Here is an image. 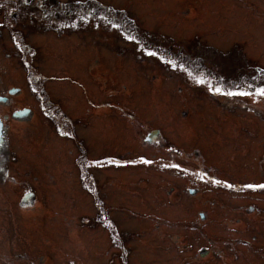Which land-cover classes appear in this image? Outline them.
Instances as JSON below:
<instances>
[{"label": "rangeland", "instance_id": "374dc122", "mask_svg": "<svg viewBox=\"0 0 264 264\" xmlns=\"http://www.w3.org/2000/svg\"><path fill=\"white\" fill-rule=\"evenodd\" d=\"M62 3L60 28L13 16L30 65L7 53L11 28L0 38V74L35 113L0 159V264H264V189L246 187L264 183V85L245 90L264 70V0ZM63 112L77 137L57 133ZM199 167L233 187L189 180Z\"/></svg>", "mask_w": 264, "mask_h": 264}, {"label": "flooded vegetation", "instance_id": "af4514ba", "mask_svg": "<svg viewBox=\"0 0 264 264\" xmlns=\"http://www.w3.org/2000/svg\"><path fill=\"white\" fill-rule=\"evenodd\" d=\"M62 2L63 0L55 1V2L51 0H0V38H5L6 37L5 32L7 31V29H9L10 31V28H11L12 33L10 31V37H11L12 44H14L12 50L7 53L10 55H13V51L15 47L17 50V53L21 55V59H22L21 63L23 65H30V60L26 59V52H25V50L29 51L30 43L21 38L19 34L20 33L19 25L17 22H15L13 16L16 15L18 17H21L22 19L25 20L23 22H26L27 20L29 21L28 16H31V19L35 18L45 23H46V19L49 18V20H51L54 26L56 25V27L60 28L61 27V20H60L61 15L59 14V11L62 10V5L65 4ZM67 3H68V8H66V11H70V13L68 14L69 23L75 26L78 24H83L84 22H81L78 19H74V16H75V13H77V10L84 7V5L82 4L83 2L81 3L67 2ZM51 4L53 5L52 7H50ZM84 4L86 5V10H87L88 2ZM91 4L94 5L93 3ZM31 8H36L37 11H39V13L31 14L29 12ZM6 11H8V13H6ZM79 15L83 21L89 20L88 14H85L84 12H79ZM84 16L86 17L85 19H83ZM64 19L67 20L68 16H66V18ZM135 25L136 24H133V26ZM21 33L24 34L22 29H21ZM10 57L12 58L13 56H10ZM0 67L8 68L10 78L14 75L13 62L11 60H3L1 57V53H0ZM31 73H33V71H31ZM40 74L41 72L34 73L31 75V78L35 77V79H37V77H40ZM6 77H8V75ZM261 79H264V70L259 69L257 71V76L252 77L250 79V83L251 85H253L252 88L254 87L255 83L257 84L258 80H261ZM12 80L9 79L8 81V79H6L5 77L2 76V74H0V159H4L11 149V136L9 134L11 132V129L9 127L10 123L14 121L29 122L35 116L34 108L28 103L27 104L21 103V101L19 100V96H22L24 93L23 86L20 84L11 83ZM254 80H256V82ZM201 81H203V79H201ZM246 86H247L246 89H248L249 86L248 85ZM215 90L216 88L214 87L210 89V91H213L212 94L215 93ZM243 90H244V87H243ZM223 92H224V89H223ZM40 102L42 104V100H40ZM27 107H30L31 110H27ZM25 113H28V114H25ZM72 120L73 118L71 115L67 116V114L65 113H64V116L60 115L57 119L58 121L57 133L62 136L77 137L74 132V128L70 125L72 123ZM65 125L71 127L72 130L69 131L70 134L65 133L64 131ZM61 127H63V129H61ZM109 158L110 157L108 156L107 158L105 157L104 159L110 160V159H113L114 157H111L110 159ZM116 159L121 160L119 159V157H117ZM77 161H78V164L83 166L82 170L87 171L86 169H88V166H90V163L88 164L86 158L80 157ZM160 165L162 166L160 169L163 171L173 172L174 170H176V171H180L179 174L181 175V178L188 177L185 174L188 168L182 162L180 164L181 167H172V165H179V164H177L176 162L170 159L168 160V162L160 164ZM146 166L153 167V163L146 164ZM196 171L201 176H204V177L206 176L207 170L204 167H199L196 169ZM200 175L198 176L196 175V177H194L193 179H189V180L201 182ZM8 177H11V175L8 176V174L7 175L3 174V172H1V169H0V178L5 181V178H8ZM12 180H14V178H12ZM27 194L28 196H34L35 193L31 191H24L23 196ZM194 195H191V196H194ZM201 216L204 219L206 217L204 213H201L200 217ZM120 243L124 244L123 240H121Z\"/></svg>", "mask_w": 264, "mask_h": 264}, {"label": "snow or ice", "instance_id": "6c2138e0", "mask_svg": "<svg viewBox=\"0 0 264 264\" xmlns=\"http://www.w3.org/2000/svg\"><path fill=\"white\" fill-rule=\"evenodd\" d=\"M149 55H155V53H149ZM244 95H247L248 93H243ZM260 95L261 96H264V89H261L260 91ZM143 163H151V161H148V160H145L143 161ZM172 167H179L178 165H172ZM202 180L204 179V176H201L200 177ZM208 182H211V183H215V184H223L225 187L227 188H232L233 185L232 184H228V183H225L223 181H220V180H212L211 178H209V181ZM247 188H251V189H255V188H260V189H264V184H259V185H246Z\"/></svg>", "mask_w": 264, "mask_h": 264}, {"label": "trees", "instance_id": "16d2710c", "mask_svg": "<svg viewBox=\"0 0 264 264\" xmlns=\"http://www.w3.org/2000/svg\"><path fill=\"white\" fill-rule=\"evenodd\" d=\"M127 160H129V159H127ZM99 162L101 163V164H105V161L103 160V161H100L99 160ZM123 163H125V164H127V162L126 161H124L123 160ZM134 163V162H133ZM133 163H131V164H133ZM198 175H200L199 173H197V176ZM193 177H196V175L195 176H193ZM200 177H201V175H200ZM207 177H209V178H211V176H207ZM219 180V179H218ZM221 181V180H220ZM223 182H225V183H228V184H231V183H233V182H226V181H224V180H222ZM237 184V187H236V189L235 190H237V189H243L244 187H245V185H241V184H238V183H236ZM260 184H264V183H260ZM220 185V184H219ZM257 185H259V184H257ZM221 186L222 187H225L223 184H221ZM227 188V187H226ZM229 189H231V188H229ZM234 190V189H233Z\"/></svg>", "mask_w": 264, "mask_h": 264}, {"label": "water", "instance_id": "95a60500", "mask_svg": "<svg viewBox=\"0 0 264 264\" xmlns=\"http://www.w3.org/2000/svg\"><path fill=\"white\" fill-rule=\"evenodd\" d=\"M28 110H30V109H28ZM158 133H159V130L158 129L157 130H153L152 132H150L149 138L150 139H153L154 137L157 136ZM192 192H195V191L193 190Z\"/></svg>", "mask_w": 264, "mask_h": 264}, {"label": "bare ground", "instance_id": "6f19581e", "mask_svg": "<svg viewBox=\"0 0 264 264\" xmlns=\"http://www.w3.org/2000/svg\"><path fill=\"white\" fill-rule=\"evenodd\" d=\"M239 241V240H238ZM236 242V241H235ZM237 243V242H236ZM213 245V244H212ZM215 247V246H214ZM219 256V255H218ZM221 257V256H220Z\"/></svg>", "mask_w": 264, "mask_h": 264}]
</instances>
